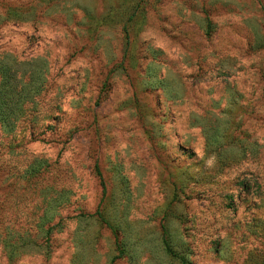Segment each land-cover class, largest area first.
I'll return each mask as SVG.
<instances>
[{
	"label": "rangeland",
	"instance_id": "374dc122",
	"mask_svg": "<svg viewBox=\"0 0 264 264\" xmlns=\"http://www.w3.org/2000/svg\"><path fill=\"white\" fill-rule=\"evenodd\" d=\"M0 264H264V0H0Z\"/></svg>",
	"mask_w": 264,
	"mask_h": 264
},
{
	"label": "trees",
	"instance_id": "16d2710c",
	"mask_svg": "<svg viewBox=\"0 0 264 264\" xmlns=\"http://www.w3.org/2000/svg\"><path fill=\"white\" fill-rule=\"evenodd\" d=\"M96 216H97L98 218H101V221H102V222H105L104 219L101 217L100 212L97 211V212H96Z\"/></svg>",
	"mask_w": 264,
	"mask_h": 264
}]
</instances>
